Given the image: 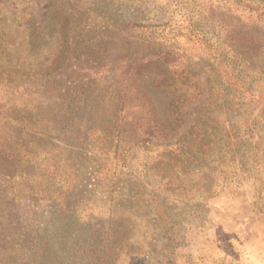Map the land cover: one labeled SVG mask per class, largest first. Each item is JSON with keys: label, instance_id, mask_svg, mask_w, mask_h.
I'll return each instance as SVG.
<instances>
[{"label": "rangeland", "instance_id": "obj_1", "mask_svg": "<svg viewBox=\"0 0 264 264\" xmlns=\"http://www.w3.org/2000/svg\"><path fill=\"white\" fill-rule=\"evenodd\" d=\"M48 1L0 0V44L5 49L0 51V99L17 101L19 107L15 108L25 106L38 113L46 126L37 144L27 140L23 145L42 160L40 169L29 170L42 178V193L36 200L39 208L33 198L17 191L19 222L44 246L41 264H89L81 249L91 244L90 233L112 230L120 231V239L116 255L104 264H234L230 259H196L194 254L213 251L205 241L213 243L217 227L223 248L229 250L228 230H234L237 217L264 228L262 64L245 62L247 70L239 66L243 76L248 73L244 77L249 93L234 88L229 103L216 108L215 118L205 123L202 141L177 138L191 131L196 111L209 105V71L200 62L212 55L208 46L229 50L232 55L233 46L252 44L264 52V0H54L59 12L67 9L64 2L72 5L79 41L108 48L106 54L82 56L64 66L53 65L62 38L56 32L60 24L48 14ZM166 20L170 21L164 31L167 45L172 43L183 55L178 63L191 62L188 68L200 84L198 97V93H187V98L177 102L176 114L184 118L185 125L175 137L164 140L134 101L125 105L124 111L135 123L119 130V139L112 138L113 145L119 147L117 157L98 151L92 155V140L97 138L95 147L102 148L103 144H98L101 133L111 129L101 116L107 93H134L124 82L117 87L112 83L119 74L117 67L136 58H155L144 36L148 31L139 25ZM189 23L198 29L193 34L201 33L207 44L188 36ZM35 28L42 35L41 46L32 44ZM125 37L131 44L124 49ZM142 48L143 54L132 53ZM100 65H113L115 70L97 69ZM71 69L77 74L70 79ZM51 72L56 76H46ZM76 84L101 93L103 99L98 106L100 114L96 112L89 126L94 127V135L84 140L75 134L73 140L79 146L72 148L67 145H72V132L77 133L80 121L70 110L63 113L57 101L60 93ZM143 88L157 103L158 115L167 114L169 97ZM11 93L14 97L9 101ZM1 199L0 195V227L8 219L3 211L7 200Z\"/></svg>", "mask_w": 264, "mask_h": 264}, {"label": "trees", "instance_id": "obj_2", "mask_svg": "<svg viewBox=\"0 0 264 264\" xmlns=\"http://www.w3.org/2000/svg\"><path fill=\"white\" fill-rule=\"evenodd\" d=\"M55 5L54 0H49L48 4H46L50 18L52 20L55 19V24H60L56 32L62 38L60 50L53 65L61 64L64 66L71 60L75 62L79 61V58L82 56L90 55L97 57L102 53L106 54L108 48L104 45L90 47L89 43L77 39L79 35L75 31L76 29L73 28L75 16L72 15V5L69 2L63 3L67 9L61 12L55 10ZM169 24L170 21L166 20L163 23L155 25H146L144 27L139 25V27L148 31V34L145 33L144 36H147V44L152 46V54L155 58L152 60H148V58L139 60L134 58V62L117 67L119 74L117 73V79L112 80V83L117 87L122 85L119 84L120 82H124V87L130 88L129 90L134 93H107L108 98L106 99L104 109L99 110H102L101 116L106 125L111 127V129L101 133L102 139L98 144H103L102 148L98 149L95 147L98 141L97 138L92 140V146L89 145L92 155L94 151H98L100 153L112 154L113 159L117 157L119 147L117 144L113 145L112 138H116L114 136H117L119 139L118 131L135 123V120L130 119L132 117H129L124 111L125 105H130L134 101L138 103V110L140 109L144 116H148L149 122L155 128V132L157 130L162 132L164 140L175 137L178 131L185 125L184 118L176 114L177 111L175 109L179 106L177 102L178 100H182V97L187 98V93H198L200 84L196 81L192 69L188 68L191 62H188V64L178 63L177 60L184 59L183 55L176 49H173L172 43L167 45V34L165 35L164 31ZM189 27V37L194 36L202 43H208L206 39L200 37L201 33L193 34L194 30H198L195 25L189 23ZM104 34L110 36V32H104ZM41 36L39 28H35L32 31L31 37L34 46L42 45L40 41ZM122 44L125 46L123 47L124 49L127 48L131 44L129 38H123ZM1 46L0 44V51L2 50L3 52L5 49ZM207 48L209 51H212V55H207L200 62H204L209 71L207 75L209 93L207 100L209 105L196 111L191 131L179 136L177 141L187 138L192 142L202 141L204 134L201 130L207 126L205 123L215 118L213 111L216 108L229 103L230 95L234 93V88L243 89L244 93H249L245 90L247 78L244 77L248 73L246 72L243 76V70L239 69L240 65H243L245 62L259 61L262 64L260 72H264V52L252 44H246L242 47L233 46L234 54L232 55L229 54V50L220 47L212 49V46H208ZM144 52L145 48H142V50H136L132 53L140 55ZM243 67L245 68L244 65ZM98 68H104L107 72L115 70V66L113 65H100ZM245 70L247 69L245 68ZM76 74L77 72L72 71V69L68 73L70 79ZM112 74H115V72ZM46 76L53 77L56 74L55 72H51L46 74ZM243 77L245 82L241 79ZM54 86L57 87L56 85ZM144 86L150 87L169 97L171 109H167V114L165 113L164 116L158 115L156 109L157 103L150 93L144 92ZM24 94L18 93V95L22 96V99L27 98L26 94ZM129 95L132 96L128 98ZM199 95L200 93L196 97ZM6 97L7 95L2 98ZM11 97L9 101L14 97L12 93ZM58 98V107L63 113L66 110H70V113L73 112L72 114H76L79 118L80 122L78 129H76L77 133L72 132V141L69 142H72V145H67L68 147L78 148L79 145L74 143L73 138L75 134L80 135L84 140L94 135V127L89 126L94 123L93 120L97 117V114H100L98 106L102 102L100 100L103 99V96L101 93H94L84 85L76 84L72 88H67L64 93H60ZM17 103L19 102L10 101L9 103L5 99H0V104H3L1 109L5 108L2 113L5 114L4 119L0 120L2 121L0 125V129L2 130L0 138V195L2 196L1 200H7L4 201L6 208L3 211L7 213L8 218L5 225L0 227V236L2 238V241H0V264H41V260L44 257L42 252L44 246L41 243V239L35 233L33 235L31 232L27 233L19 222V196L17 191H23L29 200L31 198L35 199H32L36 204L35 208H39L38 201L40 199L37 197L42 193V178L38 174H31L29 170L40 169L42 160L37 157L36 153L32 152L33 150L23 145L27 140H31L32 144H37L40 141V137L43 136V128H46V126H44V118L38 113L33 114L30 109H25V106L17 109L15 108L19 107ZM263 106L264 103L261 105V108ZM82 127L87 128L84 129ZM165 130L166 133H164ZM149 135L152 136V134ZM80 136L79 138L81 139ZM104 139L109 141L108 145L106 141L103 142ZM31 146L33 149V145ZM122 160L125 166H127V159L122 156ZM49 200L51 203L54 202L52 199ZM119 234L120 231L114 232V230L111 232L105 231L100 233L99 231H94L90 233L89 240L91 244H87L85 248L81 249V252L89 259V264L110 262L113 256L116 255L115 250L119 243Z\"/></svg>", "mask_w": 264, "mask_h": 264}, {"label": "crops", "instance_id": "obj_3", "mask_svg": "<svg viewBox=\"0 0 264 264\" xmlns=\"http://www.w3.org/2000/svg\"><path fill=\"white\" fill-rule=\"evenodd\" d=\"M222 220L220 225H222ZM229 229V250L223 248L220 227L214 231L212 252L195 253L196 259L232 260L234 264H264V228L262 224H250L245 219H234V230ZM217 232V233H216ZM204 239V238H203ZM226 241V240H225ZM193 255V256H194Z\"/></svg>", "mask_w": 264, "mask_h": 264}]
</instances>
